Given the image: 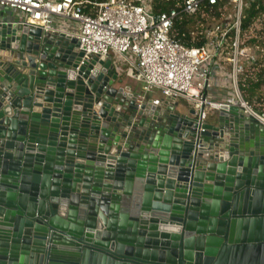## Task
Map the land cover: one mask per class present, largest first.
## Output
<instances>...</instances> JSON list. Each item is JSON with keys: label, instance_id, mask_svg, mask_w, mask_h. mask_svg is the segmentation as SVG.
<instances>
[{"label": "water", "instance_id": "obj_1", "mask_svg": "<svg viewBox=\"0 0 264 264\" xmlns=\"http://www.w3.org/2000/svg\"><path fill=\"white\" fill-rule=\"evenodd\" d=\"M122 76L0 14V264H264V122Z\"/></svg>", "mask_w": 264, "mask_h": 264}, {"label": "built area", "instance_id": "obj_2", "mask_svg": "<svg viewBox=\"0 0 264 264\" xmlns=\"http://www.w3.org/2000/svg\"><path fill=\"white\" fill-rule=\"evenodd\" d=\"M157 1L0 0V14L44 33L75 38L85 59L112 57L121 74L129 65L132 78L142 84L140 98L158 91L171 105L185 99L203 117L214 104L206 91L216 77L229 92L225 104L264 122V115L256 113L240 89L241 78L257 60L244 42L253 0H230L231 12L207 28L202 47H187L173 40L174 23L183 15L193 18L224 0H184L182 4L180 0H160L162 5L176 4L167 11H157ZM162 100H153V105Z\"/></svg>", "mask_w": 264, "mask_h": 264}, {"label": "trees", "instance_id": "obj_3", "mask_svg": "<svg viewBox=\"0 0 264 264\" xmlns=\"http://www.w3.org/2000/svg\"><path fill=\"white\" fill-rule=\"evenodd\" d=\"M183 1L180 0V4ZM157 2V11H167L176 7V4L162 5L160 0ZM231 9L230 0H224L216 6L205 8L202 13L193 18L183 15L175 21L170 37L187 47H202L206 42L207 28L223 21ZM247 13L249 19L245 24L244 42L253 50L257 60L249 67L248 73L241 78L240 89L248 103L253 94L260 105H264L262 94L264 89V30L258 28L264 22V0H253ZM262 110L264 114V109Z\"/></svg>", "mask_w": 264, "mask_h": 264}, {"label": "crops", "instance_id": "obj_4", "mask_svg": "<svg viewBox=\"0 0 264 264\" xmlns=\"http://www.w3.org/2000/svg\"><path fill=\"white\" fill-rule=\"evenodd\" d=\"M226 70H229L230 67L228 64L225 65ZM122 77L125 79L126 83L125 86L130 87L132 91L137 92L139 95L143 93L142 84L136 82L131 75V67L129 65H126L122 69ZM158 93V94H155ZM229 92H227L220 84V81L218 78H214L211 82V87L206 91V96L211 99L214 103H224L225 99L228 97ZM147 99L151 100H162V96L160 92L154 91L152 93L147 94ZM180 107L182 109H189L191 106L190 103L185 99H180L178 101Z\"/></svg>", "mask_w": 264, "mask_h": 264}, {"label": "rangeland", "instance_id": "obj_5", "mask_svg": "<svg viewBox=\"0 0 264 264\" xmlns=\"http://www.w3.org/2000/svg\"><path fill=\"white\" fill-rule=\"evenodd\" d=\"M200 22H198V24H199ZM258 28L259 29H261V30H264V22H262L259 26H258ZM195 35V34H194ZM224 64L226 65V63L224 62ZM263 93V95H264V89H263V91H262ZM155 94H158V93H155ZM251 98H250V102H249V104H250V106L256 111V113L257 114H260V115H264V114H262L263 113V110H262V108L264 109V105H260V103L258 102V100H257V97L256 96H253V94H251V96H250Z\"/></svg>", "mask_w": 264, "mask_h": 264}]
</instances>
